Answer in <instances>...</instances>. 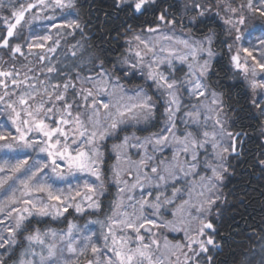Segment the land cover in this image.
I'll return each instance as SVG.
<instances>
[{"label":"snow or ice","instance_id":"1","mask_svg":"<svg viewBox=\"0 0 264 264\" xmlns=\"http://www.w3.org/2000/svg\"><path fill=\"white\" fill-rule=\"evenodd\" d=\"M82 7L79 0H0V49L13 60L35 55L41 65L0 68V116L8 121L0 122V151L26 154L0 158V264H213L237 224L224 230L229 206L243 202V194L230 200L226 181L246 163L264 177V0L239 7L232 0H110L91 36ZM88 11L100 16L94 0ZM40 21L50 22L45 33L33 27ZM22 36L27 55L14 43ZM62 41L73 58L67 71L49 55ZM221 60L229 61L224 75L216 70ZM239 87L247 105L231 103ZM158 118L163 126L150 131ZM253 136L258 151L249 162ZM109 138L116 162L106 177ZM109 182L116 195L104 219L48 226L70 210L101 213ZM88 225L99 226L102 245ZM159 229L183 239L165 236L161 245Z\"/></svg>","mask_w":264,"mask_h":264},{"label":"trees","instance_id":"2","mask_svg":"<svg viewBox=\"0 0 264 264\" xmlns=\"http://www.w3.org/2000/svg\"><path fill=\"white\" fill-rule=\"evenodd\" d=\"M79 2L83 5L81 8V22L84 23L87 21L88 28L86 31L90 36L94 35L95 28L99 27L100 20H103L102 12L104 9L101 6L110 3V0H94L97 12L100 13L99 17H97L96 12L90 13L88 11V5L92 4L93 0H79ZM164 3L171 4L172 0H164ZM4 14H7L6 10ZM3 34H5L4 31L0 29V35ZM257 35L258 33L256 32V35L251 37V39L256 38ZM196 36L199 37V33H197ZM224 37L225 35L222 34L221 39H224ZM224 51H227L226 46L224 47ZM51 56V63L58 69L61 68L65 71H67L66 66H70L73 62L72 57L64 56V54L60 52H57L55 55L52 54ZM0 57H2V60H0V68L4 70H12L15 61L21 60L18 56L13 60L7 49H0ZM48 64L49 62L46 61L44 65L45 68ZM228 65L229 61L221 60L220 63L217 64L216 70L221 75H224V70L228 68ZM53 77L55 81L57 78L54 74ZM41 78H44L43 75ZM63 78L64 77H60L58 79ZM2 91L3 90L0 89V92ZM231 103L237 106L247 105L248 100L245 96L243 87H239L232 92ZM228 114L232 115L230 112ZM2 120H4V118ZM0 122L2 121L0 120ZM244 123L249 128L255 127L254 120H245ZM246 147L247 160L252 162L253 157L258 151L257 141L254 136L249 140ZM106 155L105 153V156ZM106 159L103 168L107 176L106 173L110 168V160H108V158ZM224 191L230 194V200L236 197L238 201L241 194H243V202L239 203L234 201L229 206V211L225 216L224 230H232L229 225L233 223V220H235L237 224L233 233V238L225 244L220 251L214 252L213 264H249V262H251V264H261V261L264 260V252L261 251L262 247H264V241L260 239V237L264 236V177L261 176L258 168L253 170L247 163L242 164L237 168V174L229 177L228 181H226ZM105 206L106 205L103 204V207ZM106 210H108V207ZM73 221H75V219ZM79 222H82V219H80ZM65 224L66 220L55 223H51L50 221L48 226L64 229ZM250 229H254L255 231L251 232L249 231ZM249 236H251V239H249ZM18 256L19 253L17 252L13 259H17ZM9 264H12V262L9 261Z\"/></svg>","mask_w":264,"mask_h":264},{"label":"rangeland","instance_id":"3","mask_svg":"<svg viewBox=\"0 0 264 264\" xmlns=\"http://www.w3.org/2000/svg\"><path fill=\"white\" fill-rule=\"evenodd\" d=\"M181 2H182V0H181ZM232 2H233V4H234V6L239 7L240 0H232ZM68 18L71 19L72 17H68ZM48 23H50V22H49V21H40L38 25H34L33 27L36 28V31H37V32L45 33V32L47 31V29H46V27H43V26H44V25H47ZM256 23L259 24L260 21L257 20ZM162 31L167 32V31H169V30H168V29H162ZM257 33H258L257 36L261 35L260 32H257ZM176 34L179 35V36H183V35H184L183 32H180V31H178V30H177ZM28 35H29V31H28L27 29L23 30V36H28ZM23 36H22L21 38H19V39H14V43H20V44H22V45H25V47H24V52H25V54L27 55V54H28V50H27V47H26V41L23 39ZM197 38H198V37H197ZM69 39L71 40V38H69ZM76 39H79V34H77ZM224 39H227V37L225 36ZM252 40H253V42L255 43L256 38H254V39H252ZM246 41H247V40H246ZM246 41H245V42H246ZM72 42H74V41H72ZM229 42H231V41H229ZM67 49H68V45L65 44V43L62 41V43H61V47H60V49L58 50V52L64 54V56L71 57L70 53L67 54V55H65V54L67 53ZM216 50H217V52H220V47H217ZM36 51H38V50H36ZM49 55L51 56L52 54L49 53ZM240 55H241V57H243L244 54L241 52ZM17 56H18L19 58H21V60H16L15 63H14L13 65H15L16 68L21 69V71H26V67H25V66H31V67H34V68H40V67H41V65L38 63L37 58H36L35 55H29L27 60H26L24 57H22V56H19V55H17ZM29 61H31L32 63L29 64ZM45 63H46V61L44 62V65H45ZM44 65H43V67L45 68ZM182 67H183V66H181V65H177V68H178V69H179V68H182ZM45 69H46V68H45ZM59 69H61V68H59ZM184 71H186V68H184ZM45 74H46V73H45ZM54 75L56 76V74H54ZM182 76H183V72H182V71H178V72H177V77L179 78V77H182ZM41 77H42V76H41ZM43 77H44V76H43ZM21 78H22V77H21ZM56 78H60V77H57V76H56ZM137 79H139V78H137ZM2 90H3V89H2ZM103 99H104L105 101H107L108 97H103ZM185 99H186V101H187V98H185ZM185 110H187V109H185ZM160 111H161V113H162L163 109H161ZM177 115H178V118H179L178 121H177V123H178V125H179V129H180V131L182 132V131H184V125L180 123V119H183V118H184V117H183V111H182L181 113H178ZM228 115H229V114H228ZM2 117L4 118V120H2V119H3ZM0 120H1L3 123H5V124L8 123L6 116H0ZM153 124L155 125V127H150V131H158V130L160 129V127L163 126V122H162V120L159 119V118H158L156 121H154ZM208 124H209V130H210V129H211V124H212V122L209 121ZM9 127H10V124H9ZM138 127H139V128H143L144 125H140V126H138ZM131 131H132V128L129 127V133H130ZM137 134H140V135H147L148 132H143V133L138 132ZM123 135H124V133L121 134V139H122ZM116 142H118V141H116ZM105 143H106V149H107L106 152H105L107 155H106L105 157L108 158V160H110V163H109V167H110V168L108 169V172L106 173L107 176H106V175H105V176H106V177H110V176H111V168H112V165H114L115 162H116V161H115V155H114V154L111 152V150H110V149H111V145H112V143H113V139H112V138H109V140L106 141ZM130 152H131L132 158H133L134 160H138V159H139V156L137 155V152H136L135 149L130 150ZM8 155H16V156H19V157L22 158V157H24L26 154L23 153V152H21V153H16V154H11V153H6V152H4V151H0V158H3V157L8 156ZM168 156H169V158L171 157V149L168 150ZM106 158H105V159H106ZM106 160H107V159H106ZM13 162H14V161H13ZM30 162H31V161H30ZM103 166H104V165H103ZM64 186L66 187V185H64ZM107 189H108V191L106 192L105 197H102V198H101L103 204L106 205L105 207H103V211H102L101 213H98V214H97V213H89L88 215L81 216V215H78L77 213H75L74 210H70V213H69V214H66V216H67V220H66V224H65L64 229L67 228L68 220L73 221V220L75 219V221H73V222L76 223L78 226L83 227V226L87 223V221H88L89 219H97V218H98V219H104V216H105L106 213L110 214L111 202H112V200L115 199V195H116V185H115L114 183L109 182V183L107 184ZM136 194L139 195V191H138V190H137V193H136ZM107 207H108V210H106ZM128 211H132V209L129 208ZM149 211H150V210H149ZM166 216H167L168 219H171V218H172L170 212L167 213ZM80 219H82V222H79ZM153 219H155V217H153ZM77 220H78V222H77ZM51 223H55V222H51ZM88 227H89L90 229H93V230L97 233V235L94 237V239H95V240H99L100 244L102 245V244H103V240H102V238L99 236V231H100V230H99V226H98V225H88ZM142 231H143V230H142ZM154 231H157V230L154 229ZM158 231H159L160 233L163 234V235H161V236L159 237V238H160V241H161V245L163 244V239H164L165 236H166L168 239L173 240V242H175V238L183 239V234H182V233L169 232V231H167V230H165V229H159ZM144 234H145V236L148 235V233H144ZM133 235H134V234H133ZM0 251H2V250H0Z\"/></svg>","mask_w":264,"mask_h":264}]
</instances>
